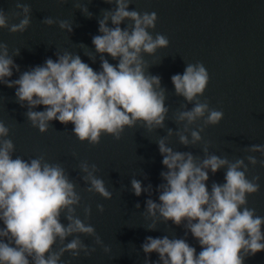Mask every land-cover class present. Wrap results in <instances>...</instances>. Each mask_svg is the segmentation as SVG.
<instances>
[{
	"label": "water",
	"instance_id": "water-1",
	"mask_svg": "<svg viewBox=\"0 0 264 264\" xmlns=\"http://www.w3.org/2000/svg\"><path fill=\"white\" fill-rule=\"evenodd\" d=\"M0 264H264V0H0Z\"/></svg>",
	"mask_w": 264,
	"mask_h": 264
}]
</instances>
